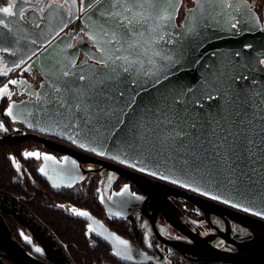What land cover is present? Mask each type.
I'll return each mask as SVG.
<instances>
[{"label":"water","instance_id":"1","mask_svg":"<svg viewBox=\"0 0 264 264\" xmlns=\"http://www.w3.org/2000/svg\"><path fill=\"white\" fill-rule=\"evenodd\" d=\"M121 1L89 2L92 7L81 18L82 29L91 39L89 44L83 38L73 44L72 36L65 33L56 38L50 35L44 38L39 56L32 61L75 63L82 54V63L71 69L67 66L47 67V70L58 71L61 78L84 77L82 89L66 91L80 94L87 90L88 96L92 95L89 103L98 99L97 93L107 96L109 104L96 107V111L103 109V112L92 113L103 121L106 132H101L105 136L102 145L110 146V151L123 148L131 154L129 142L145 141L150 145L146 156L151 160L136 163L146 167L157 164L162 171L181 180V185L204 195L206 199L190 197L187 200L206 220L208 232L181 217V211L170 200L158 201L157 206L161 207L169 226L184 237L164 235V244L175 256L196 264H264V31L255 32L247 21L235 29L234 21L239 20V15L233 9L219 13V0H192L194 5L186 11L180 28L170 33L168 30L175 28L178 0H156V19L140 20L142 24H127L116 15L98 16L112 12ZM166 6L169 19H165ZM95 15L99 23L94 21ZM78 24L75 34L81 27ZM152 27L157 29L154 36L157 47H147L138 53L140 64L135 54L128 52L141 30ZM166 30L168 37H165ZM6 42H9L7 38ZM120 48L124 52L112 56ZM100 53L105 54L103 60ZM141 68H149L150 77L140 75ZM88 77L95 81L93 87L88 85ZM64 81L61 84L68 88ZM10 109L14 114L20 113L16 109L25 110L31 119L36 115L33 103L25 102ZM107 116L116 120L108 122L104 120ZM108 126L116 130L111 132L123 137L108 136ZM32 134L18 141H42ZM133 134L140 139L128 138ZM5 142L0 139V144ZM143 149L140 147L138 151ZM66 155L72 167L81 165V156ZM54 172L65 173L61 166H55ZM119 173L146 194L159 198V188L143 178ZM214 201L223 206L215 207ZM4 214L23 225L36 240L39 246L33 247L34 253L26 251L14 239ZM80 217L93 225L91 217ZM101 229L107 240L117 246V255L125 262L155 264L121 247L125 240ZM152 232L156 235L155 228ZM0 250L3 252L0 264H7L4 259L12 264H75L57 235L19 199L2 190Z\"/></svg>","mask_w":264,"mask_h":264},{"label":"flooded vegetation","instance_id":"2","mask_svg":"<svg viewBox=\"0 0 264 264\" xmlns=\"http://www.w3.org/2000/svg\"><path fill=\"white\" fill-rule=\"evenodd\" d=\"M90 1L92 0H0V9L12 8L10 14L0 11V37L3 38H0V139L6 140L0 144V190L19 199L41 219L66 246L75 264H81L79 260L82 261V250L89 251L101 260L90 264H129L117 255V246L107 240L102 227L125 240L121 242V247L143 256L144 261L151 259L155 264H196L175 256L164 244L165 234L180 239L184 237L169 226L157 204L162 199L166 203L170 200L181 211V217H186L194 226L208 232L210 228L206 220L187 200L190 197L199 200L204 195L181 185V180H176L166 170L162 171L157 164L140 166L142 161L151 160V157L146 156L150 145L145 141L129 142L131 154L123 151V148L110 151V146L108 149L102 145V139L105 138L101 134L105 131L103 121L92 113L103 112V109L96 111V107L109 104L107 96L97 93L98 99L89 103L92 95L88 96L87 90L80 94L66 91L82 89L84 77L66 75V78H61L58 71L50 73L47 70V67L60 69L67 66L71 69L82 63V54L75 63L57 60L53 64H41L32 61L39 56L44 38L47 39L50 35H55L56 38L65 33L72 36L73 44H77L81 38L85 42L88 40L89 44L91 39L82 29L81 18L91 9ZM193 5L192 0H178L175 28L169 29V33L180 28L186 11ZM156 9V0H122L114 6L112 12H104L98 16L116 15L126 20L127 24H142L140 20L156 19ZM232 9L239 15V20L234 21L235 29L237 26L241 28L247 21L255 32L264 31V0H219V13ZM168 11L169 7L166 6L165 19L170 17ZM98 16L95 15L93 19L99 23ZM77 24L81 27L75 34ZM156 33L155 27L141 30L140 37L131 47V52H128L135 54L140 64L138 53L157 45L154 39ZM168 36L166 30L165 37ZM158 37L161 40V36ZM6 38L10 43L6 42ZM90 49L97 50L94 46H90ZM121 51V48L115 49L114 54H111L115 56L118 52L120 55ZM104 55L100 53L102 60ZM164 64L167 65L168 62L165 61ZM262 65L264 66V60ZM151 73L149 68L140 69L142 76L150 77ZM63 80L68 88L61 84ZM94 83L88 77V85L93 87ZM78 97L82 99H76ZM25 102L33 103L36 114L33 119L25 110L16 109L20 113L14 114V110L10 109ZM104 120L113 123L116 119L107 116ZM107 130L108 136L123 137L111 132L116 130L109 126ZM29 133L38 135L42 141H18ZM131 137L140 139L134 134L128 136ZM140 147L144 149L138 151ZM28 153L33 155H26ZM68 153L81 156V165L72 167L74 165L65 159ZM71 158L74 159L73 156ZM55 166H61L65 173H55ZM119 172L143 178L145 182L159 188L164 195L159 193L158 199L151 197ZM215 203V207L223 206L219 202ZM77 213H87L93 225ZM3 217L14 239L26 251L34 253L33 247L38 248L39 244L25 227L6 214ZM77 225L82 228L81 243L73 242L71 234L66 238L61 236ZM153 228L156 235L152 232ZM75 245L79 247V251L73 247ZM0 253L3 252L0 250ZM4 261L12 264L8 259Z\"/></svg>","mask_w":264,"mask_h":264},{"label":"trees","instance_id":"3","mask_svg":"<svg viewBox=\"0 0 264 264\" xmlns=\"http://www.w3.org/2000/svg\"><path fill=\"white\" fill-rule=\"evenodd\" d=\"M53 218V216H52ZM82 228L80 227V225H77L75 227H73L72 229H70L66 234H61L62 237L66 238L67 236H70L69 234L72 235L73 239L72 241L75 242V243H81L82 242ZM85 246V245H84ZM75 248H77L76 250L79 251V247L77 245L73 246ZM79 255V253H77ZM81 256H82V261L79 260V262L81 264H90L94 261H97V262H94V263H99L101 262V260L99 261L97 258H96V255L94 254H91L88 252H85V250L81 252Z\"/></svg>","mask_w":264,"mask_h":264},{"label":"snow or ice","instance_id":"4","mask_svg":"<svg viewBox=\"0 0 264 264\" xmlns=\"http://www.w3.org/2000/svg\"><path fill=\"white\" fill-rule=\"evenodd\" d=\"M0 11H2L3 13H11L12 12V8L11 7H4L2 9H0ZM12 83H15V81H13ZM26 155H33L32 153H28ZM78 215H87V213H77Z\"/></svg>","mask_w":264,"mask_h":264}]
</instances>
